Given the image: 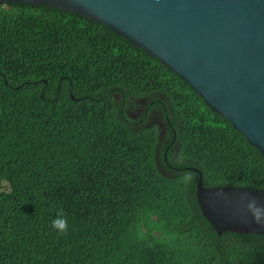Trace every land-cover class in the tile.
Returning a JSON list of instances; mask_svg holds the SVG:
<instances>
[{
  "label": "trees",
  "instance_id": "trees-1",
  "mask_svg": "<svg viewBox=\"0 0 264 264\" xmlns=\"http://www.w3.org/2000/svg\"><path fill=\"white\" fill-rule=\"evenodd\" d=\"M190 168L264 189V156L158 59L81 16L0 4V264H264V235L216 234Z\"/></svg>",
  "mask_w": 264,
  "mask_h": 264
},
{
  "label": "water",
  "instance_id": "water-1",
  "mask_svg": "<svg viewBox=\"0 0 264 264\" xmlns=\"http://www.w3.org/2000/svg\"><path fill=\"white\" fill-rule=\"evenodd\" d=\"M5 2L46 5L107 27L176 73L264 156V0ZM190 169L199 174L198 206L217 235H264V189L203 186L201 172Z\"/></svg>",
  "mask_w": 264,
  "mask_h": 264
},
{
  "label": "rangeland",
  "instance_id": "rangeland-1",
  "mask_svg": "<svg viewBox=\"0 0 264 264\" xmlns=\"http://www.w3.org/2000/svg\"><path fill=\"white\" fill-rule=\"evenodd\" d=\"M144 112H145L144 105L141 104L140 102L136 103L134 106H131L127 111L128 116L133 120H138L144 114ZM148 122L150 126L161 124L160 114L156 111H153L149 115Z\"/></svg>",
  "mask_w": 264,
  "mask_h": 264
},
{
  "label": "clouds",
  "instance_id": "clouds-1",
  "mask_svg": "<svg viewBox=\"0 0 264 264\" xmlns=\"http://www.w3.org/2000/svg\"><path fill=\"white\" fill-rule=\"evenodd\" d=\"M250 207H252V205H250ZM262 213L260 210L256 211V222L260 223V217H261ZM67 220L64 218L63 215H58V217L53 221V228L56 229L58 232H65L67 231Z\"/></svg>",
  "mask_w": 264,
  "mask_h": 264
},
{
  "label": "flooded vegetation",
  "instance_id": "flooded-vegetation-1",
  "mask_svg": "<svg viewBox=\"0 0 264 264\" xmlns=\"http://www.w3.org/2000/svg\"><path fill=\"white\" fill-rule=\"evenodd\" d=\"M140 126V125H139ZM162 135V134H161ZM163 171H166V169L164 167H162Z\"/></svg>",
  "mask_w": 264,
  "mask_h": 264
}]
</instances>
